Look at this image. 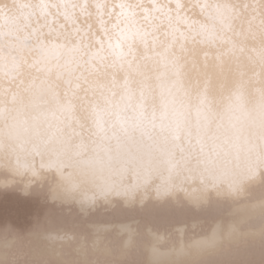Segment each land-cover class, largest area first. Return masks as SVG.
Returning a JSON list of instances; mask_svg holds the SVG:
<instances>
[{
	"label": "clouds",
	"instance_id": "1",
	"mask_svg": "<svg viewBox=\"0 0 264 264\" xmlns=\"http://www.w3.org/2000/svg\"><path fill=\"white\" fill-rule=\"evenodd\" d=\"M178 2L0 0V55L23 53L30 63L34 40L28 37L35 30L45 40L78 49L75 58L61 54L58 62L53 60L54 65L58 63L53 78L59 71L65 79L81 77L104 86L89 94L87 103L82 91L74 101V111L61 117L64 137L57 133L39 154H31L36 176L13 174L15 158L7 145L18 133L30 148L47 139L52 127L43 121L33 127L32 114L25 113L20 119L26 124L14 129L16 114L0 113V216H6L3 205L11 194L60 207L128 194L153 184L193 199L209 193L220 197L227 191V196L214 202L216 219L208 222L205 232L214 233L219 218H233L243 202L249 207L238 231L228 236L216 233L211 243L181 259L150 256L144 264H264V184L240 189L224 178L226 173H238L250 157L264 156V65L259 62L264 58V0H182V8L176 7ZM120 4L135 10L136 24L158 37L161 47L175 35L169 57L182 66L179 73L147 60L145 48L135 41L126 58L131 66L114 63L108 43L119 40L117 33L125 24L118 15ZM43 6L46 14L40 11ZM7 21L12 22L11 35ZM189 25L213 31L218 38L212 43H200L198 35L191 41L181 40L184 33L192 36ZM101 45L103 60H90ZM122 47L128 50L126 42ZM185 49H195L194 60ZM147 52H152L151 41ZM161 72L164 76L157 79ZM33 75L28 71L12 79L0 61V106L8 93L20 90L21 81ZM125 81L127 90L121 86ZM162 81L166 86H161ZM59 83L63 90V81ZM93 105L103 114L104 136L93 134ZM140 113L150 128L147 133L137 126ZM118 117L125 121L123 129ZM71 129L79 134L72 135ZM81 137L88 149L76 154ZM59 154L75 161L71 178L55 167H41L42 161ZM25 187L30 191L25 192ZM10 231L5 219L0 264H79L64 259L59 242L52 239L47 213L34 218L23 251L9 239Z\"/></svg>",
	"mask_w": 264,
	"mask_h": 264
},
{
	"label": "bare ground",
	"instance_id": "2",
	"mask_svg": "<svg viewBox=\"0 0 264 264\" xmlns=\"http://www.w3.org/2000/svg\"><path fill=\"white\" fill-rule=\"evenodd\" d=\"M235 174L226 173L224 178L231 183ZM250 184H264V167H257L254 175L236 186L242 189ZM227 195L225 191L220 197L209 193L206 198L193 199L184 192L153 184L82 205L57 207L30 199L44 206L52 239L59 242L64 259L79 264H144L150 256L181 259L185 253L211 243L216 233L228 236L238 231L249 207L243 202L234 210L233 218L221 217L214 233L205 232L208 222L216 219L214 202ZM8 237L22 251L29 242L28 232Z\"/></svg>",
	"mask_w": 264,
	"mask_h": 264
},
{
	"label": "snow or ice",
	"instance_id": "3",
	"mask_svg": "<svg viewBox=\"0 0 264 264\" xmlns=\"http://www.w3.org/2000/svg\"><path fill=\"white\" fill-rule=\"evenodd\" d=\"M196 7L203 8L201 4L195 5ZM120 12L118 15L125 20L124 27L119 30L117 35L119 40H114L111 43H108V48L111 52V55L115 57L114 63H117L121 66L127 64L131 66V60L126 59L129 55V52L133 51L131 49V43L133 41L140 43L146 50V59L154 63H158L160 67L164 70H171L179 73L181 71L180 65L175 64V62L169 57V49L171 48L172 43H175L176 37L173 35L172 40L166 46L161 47L162 42L158 37L151 35L149 32L145 31L139 27L135 22L136 12L134 9H131L124 4L118 5ZM177 8H182V0L176 4ZM40 11L42 14L47 13L46 6H43ZM147 9L145 12L147 13ZM68 13L65 12V16ZM9 24V35L12 34V22L7 21ZM185 23L187 20L185 19ZM189 31H191L192 36H188L187 33L182 34L180 37L181 40H193L197 35L199 36L200 43H212L218 37L216 33L205 28H200L199 30L193 29L189 25ZM255 34V33H254ZM29 39L34 40L33 49L34 54L31 55V62H28V57L24 56L23 53L15 54L9 53L7 57L0 55V61L3 63V67L6 69L7 75L12 79H17L18 74H23L28 71L35 72L36 75H33L31 79L24 82L21 81L23 87L18 91H11L8 93V100L0 106V113H15V123L13 125L14 129H18L26 124V121L21 120L20 118L24 116L25 113L32 114L33 118V127L36 122H46L52 127L53 131L48 136L47 139L42 140L38 144H32L31 147H26L27 141L22 139L17 133L12 137L13 143L7 145V148L14 156V167L12 169L14 175H24L29 173L32 176H36L37 169L35 167V162L31 158L32 153L39 154L43 148L54 138H57V133L59 137H64L63 132V121L61 117L64 115L71 114L76 105L74 103L77 100L83 91L84 94V103H87V97L89 94H95L97 88H103V85H97L95 82H90L81 80V77H74L71 79H65L63 73L57 71L55 78L52 77V72L54 68L58 67L57 64H53L55 59L57 62L61 54L68 55L72 58H75V55L78 51L77 48H65L63 43H57L54 40H45L43 36L37 33L35 30L28 37ZM151 41L152 52L148 53L147 49L149 47V42ZM128 44V50L126 51L122 47V43ZM160 50L157 51L156 49ZM188 55L194 60L195 59V49H192ZM264 52V48L261 49ZM104 58L103 54V45L101 48L93 52L90 56L91 59L97 60V62L102 61ZM261 65H264V58H260ZM70 63V60L67 61ZM164 76V72H161L157 79H160ZM60 81H63V90H61ZM83 83V89H82ZM122 87H125L127 90V81L124 82ZM161 86H166L162 81ZM143 94V93H142ZM131 98L130 96L128 97ZM107 100L108 98L105 97ZM110 103V101H109ZM92 112L94 115V123L92 125L93 134L97 136H104L106 129L104 127L103 114L101 111H98L93 105ZM56 121V124L53 125L52 122ZM117 122L120 127L123 129L125 127V121L117 118ZM137 126H140L143 131L146 133L150 131V128L147 125V122L143 120V113H140L137 117ZM70 127V125H69ZM26 130V129H25ZM72 135H78L79 132L77 129H71ZM76 154L87 151L88 144L81 137L79 143L75 146ZM0 163H3L0 161ZM75 166V161L70 158H65L63 154H59L53 160H47L41 162V167H55L57 171L62 173L67 172L68 177L71 178L72 172L71 169ZM264 166V156L256 154L254 158H249L240 171L231 176V183L233 185H238L243 180L248 179L249 176L255 174L257 167ZM25 192L30 191L29 187L24 188Z\"/></svg>",
	"mask_w": 264,
	"mask_h": 264
},
{
	"label": "rangeland",
	"instance_id": "4",
	"mask_svg": "<svg viewBox=\"0 0 264 264\" xmlns=\"http://www.w3.org/2000/svg\"><path fill=\"white\" fill-rule=\"evenodd\" d=\"M36 204L30 198H22L17 194L9 195L3 205L6 216H0V235L4 234L5 219L11 226L8 236H17L28 232L29 226L34 222V218L43 217L45 215L44 212H46L44 206L40 207Z\"/></svg>",
	"mask_w": 264,
	"mask_h": 264
}]
</instances>
